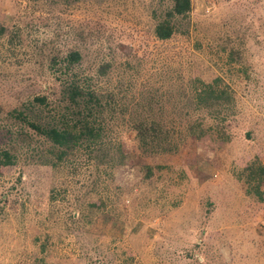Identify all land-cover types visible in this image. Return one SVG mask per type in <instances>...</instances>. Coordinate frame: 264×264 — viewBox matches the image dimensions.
Wrapping results in <instances>:
<instances>
[{"label":"rangeland","instance_id":"rangeland-1","mask_svg":"<svg viewBox=\"0 0 264 264\" xmlns=\"http://www.w3.org/2000/svg\"><path fill=\"white\" fill-rule=\"evenodd\" d=\"M151 2L63 10L58 0H0L3 115L63 77L47 53L73 49V72L120 104L163 88L170 68L184 83L218 80L234 98L213 140L187 139L174 154L143 153L130 112L118 111L99 142L108 159L99 169L81 151L60 170H2L0 264H264V184L249 195L245 171L264 168V0H191L190 35L167 42L152 36ZM89 204L102 209L89 215Z\"/></svg>","mask_w":264,"mask_h":264},{"label":"trees","instance_id":"trees-1","mask_svg":"<svg viewBox=\"0 0 264 264\" xmlns=\"http://www.w3.org/2000/svg\"><path fill=\"white\" fill-rule=\"evenodd\" d=\"M59 1L64 4L63 10L84 3L102 10L109 3L122 4L126 0ZM153 1L156 4L146 6L145 10L153 22L154 40L167 42L177 37L187 38L191 28V0H152L151 3ZM5 32L6 28L0 24V38ZM84 34L79 36L84 37ZM112 42L108 41L110 50ZM45 56L49 65L59 64L64 69L60 71L63 77H56V84L47 87L45 94L18 103L4 115L0 110V172L16 165L23 169L32 166L60 170L81 151L87 153V160L93 161V167L99 169L104 162L108 163V159L104 160L106 155L99 152V142L106 122L112 120L118 111L121 114L130 112L129 131L140 150L147 155L174 154L179 143L184 144L187 139L210 142L214 139V122L223 123L233 114L234 98L218 85V80L204 83L189 77L184 83L182 74H175L170 68L167 80L162 81L163 88L152 86L148 92H141L139 99L130 105L120 104L116 93L102 94L95 89L91 77H81V72H73L81 61L78 49L63 56L53 55V51ZM106 66L100 65L97 73L105 74ZM123 68L124 73L132 69L129 60ZM245 171L248 172L247 193L257 197L264 184V168L252 166ZM145 172L147 178L150 177L152 168L147 167ZM7 196L4 194L2 198L5 200ZM87 206L89 215L102 209L94 204ZM3 214L0 209V218ZM80 218L71 216L77 222L81 221Z\"/></svg>","mask_w":264,"mask_h":264}]
</instances>
